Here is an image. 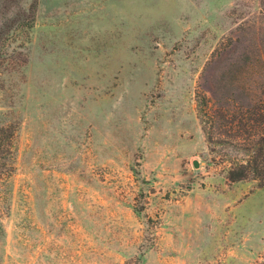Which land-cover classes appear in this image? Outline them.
Returning <instances> with one entry per match:
<instances>
[{"label": "rangeland", "instance_id": "obj_1", "mask_svg": "<svg viewBox=\"0 0 264 264\" xmlns=\"http://www.w3.org/2000/svg\"><path fill=\"white\" fill-rule=\"evenodd\" d=\"M261 102L264 0H0V264H261Z\"/></svg>", "mask_w": 264, "mask_h": 264}, {"label": "trees", "instance_id": "obj_2", "mask_svg": "<svg viewBox=\"0 0 264 264\" xmlns=\"http://www.w3.org/2000/svg\"><path fill=\"white\" fill-rule=\"evenodd\" d=\"M234 113L237 114H230V119L224 123L240 139L238 149L245 158L234 164L228 178L231 182L252 179L264 187V102L246 109L238 108ZM203 116L206 117L204 113Z\"/></svg>", "mask_w": 264, "mask_h": 264}]
</instances>
